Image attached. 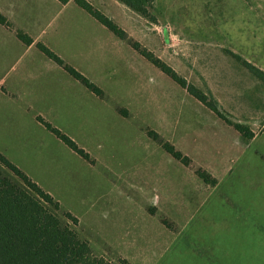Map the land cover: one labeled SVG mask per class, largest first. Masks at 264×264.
<instances>
[{"label":"rangeland","instance_id":"1","mask_svg":"<svg viewBox=\"0 0 264 264\" xmlns=\"http://www.w3.org/2000/svg\"><path fill=\"white\" fill-rule=\"evenodd\" d=\"M88 1L256 137L246 141L75 0H0L10 22L0 23V152L77 217L97 255L264 264V75L248 68L264 72V0H155V23L118 0Z\"/></svg>","mask_w":264,"mask_h":264},{"label":"trees","instance_id":"2","mask_svg":"<svg viewBox=\"0 0 264 264\" xmlns=\"http://www.w3.org/2000/svg\"><path fill=\"white\" fill-rule=\"evenodd\" d=\"M59 1L66 4L70 0ZM75 1L118 37L128 40L149 61L186 87L196 98L234 126L246 141L254 137V132L249 125L229 118L212 95L188 83L168 63L129 37L123 28L95 8L88 0ZM118 1L146 20L153 23L157 21L153 11L155 0ZM0 23L10 25V22L1 13ZM17 34L27 44L32 43V38L23 31L18 30ZM39 46L43 52L64 66L71 75L83 82L85 86L96 93H100L99 88L94 83L78 70L66 64L55 52L44 44L40 43ZM248 65L252 71L264 75L260 69ZM46 126L73 150L89 159V154L71 138L49 123H46ZM154 136L174 157L190 164L189 157L177 150L174 145L164 141L158 134ZM199 173L205 177L206 181H215L206 171L200 169ZM77 224V217L68 211L61 212L60 203L50 193L0 152V264H129L126 259L114 262L105 256L95 254L89 241L83 238L76 229Z\"/></svg>","mask_w":264,"mask_h":264},{"label":"crops","instance_id":"3","mask_svg":"<svg viewBox=\"0 0 264 264\" xmlns=\"http://www.w3.org/2000/svg\"><path fill=\"white\" fill-rule=\"evenodd\" d=\"M124 5V4H123ZM2 25H4V24H2ZM6 26V25H5ZM34 42V41H33ZM32 42V43H33ZM32 43L29 45V46H31L32 45ZM13 91H14V87H11V91H6V94H9L8 95V98H11L12 100H13V97H12V95H13ZM252 131L254 132V137L252 138V139H254L255 137H256V135H257V133L252 129ZM251 139V140H252Z\"/></svg>","mask_w":264,"mask_h":264}]
</instances>
